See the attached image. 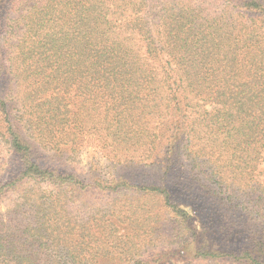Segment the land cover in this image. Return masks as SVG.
Returning a JSON list of instances; mask_svg holds the SVG:
<instances>
[{
	"label": "trees",
	"instance_id": "obj_1",
	"mask_svg": "<svg viewBox=\"0 0 264 264\" xmlns=\"http://www.w3.org/2000/svg\"><path fill=\"white\" fill-rule=\"evenodd\" d=\"M5 77L0 264H264L260 247L219 243L162 183L131 186L117 171L85 184L35 158L76 161L86 137L112 169L165 166L164 150L264 241V0H0ZM126 190L160 203L142 229ZM96 191L115 194L104 211L72 210ZM152 222L172 227L166 238Z\"/></svg>",
	"mask_w": 264,
	"mask_h": 264
},
{
	"label": "rangeland",
	"instance_id": "obj_2",
	"mask_svg": "<svg viewBox=\"0 0 264 264\" xmlns=\"http://www.w3.org/2000/svg\"><path fill=\"white\" fill-rule=\"evenodd\" d=\"M7 85L8 79L6 77L2 79L0 78V100L2 99L1 97ZM170 135L174 136L175 132L171 131ZM173 138L174 137H172V139ZM36 151L35 158H38L41 164L48 166H55L58 164L62 167L65 165V167H63L65 170H68V172L76 175L85 184L94 185V182L98 180L100 181L104 178H109L108 175H115L117 171L119 174L123 175L122 178L126 179L128 184L131 186L143 185L145 183L152 185L162 183L165 188L169 187V189L172 190L175 198H181L185 201L190 200L192 203L196 204L198 209H200L203 214L199 217L200 223L208 228L210 233L214 230V236L223 246H230L234 249L252 248L254 250L256 247H260V249L264 250L263 240L258 241L257 244L254 242L263 236L262 230L257 227L256 222L246 220V214L243 212L242 214H244V217L239 213L230 212V210H228L225 206H222V202H219L218 204L214 200L211 202L208 201L207 197H200L202 195L205 196L204 189L192 185V181L188 174L183 176V174L180 173V167L178 166V163L180 162H177L178 156H172L173 163H171L170 160L168 163V158L165 159V152L163 150L159 153L158 160L165 161V166H163V163L160 162L159 165L151 167L150 163L143 162L134 164L131 163L123 166L122 168L119 167V169H112V165L109 163L110 161L102 154V148L98 146V142H94L92 139H88V137L84 138V142L81 144L80 153L76 161L69 160L65 162L62 159L56 160L51 158V155L46 154L41 149L37 148ZM168 166H171L172 169L167 170ZM122 178L119 179V183L123 181ZM178 180L180 182H184V184L187 183V189L189 191L181 193L177 185L179 182ZM120 188L121 186L119 189ZM125 193L128 197H137V201L134 204L135 207L132 210L133 219H138V222L141 223L139 227L142 229V227H144L143 218L150 214L153 210H157L160 203L159 201H155L153 199L151 200L148 196H143V198L138 201V196L134 190L132 192L126 190ZM123 195L125 196V194ZM114 196L115 194L111 195L108 193H102L101 191L91 192L87 194L85 198L80 197L77 199L72 206V210L75 211L77 205L84 206L85 203L86 208L91 210L92 208L98 207L102 212L104 210L101 206H104L105 203L108 204L110 200H113L112 198ZM122 197L123 196L121 195L119 200H121ZM114 204L115 202L112 203L110 207H114ZM208 206L209 209L207 208ZM202 209H204V211ZM100 218H102V215ZM161 224V222H152L149 226L151 228L149 231L153 235H156L157 238H166L172 227L169 224H166L159 232L154 231V229L156 230V227H159ZM102 229V236L106 237L105 235H107V232L104 229L103 224ZM250 231L254 234L252 237H248V232ZM154 249L155 248H151V252H153ZM230 261L225 260L220 264H231Z\"/></svg>",
	"mask_w": 264,
	"mask_h": 264
}]
</instances>
